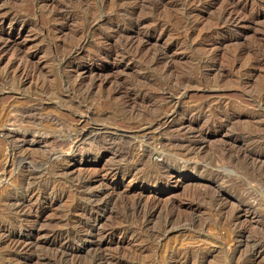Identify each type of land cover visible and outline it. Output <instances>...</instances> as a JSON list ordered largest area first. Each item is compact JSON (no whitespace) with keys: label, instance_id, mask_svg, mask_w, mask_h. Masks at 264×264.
Instances as JSON below:
<instances>
[{"label":"rangeland","instance_id":"374dc122","mask_svg":"<svg viewBox=\"0 0 264 264\" xmlns=\"http://www.w3.org/2000/svg\"><path fill=\"white\" fill-rule=\"evenodd\" d=\"M0 264H264V0H0Z\"/></svg>","mask_w":264,"mask_h":264},{"label":"bare ground","instance_id":"6f19581e","mask_svg":"<svg viewBox=\"0 0 264 264\" xmlns=\"http://www.w3.org/2000/svg\"><path fill=\"white\" fill-rule=\"evenodd\" d=\"M12 109V108H11ZM176 110V109H175ZM173 111V110H172ZM173 114V113H172ZM171 114V115H172ZM172 117V116H171ZM169 119V115H167V116H165L164 117V119H163V121H161V126L160 127H169V126H171V124H170V121L168 120ZM21 121V120H20ZM13 123V122H12ZM17 123V122H16ZM153 125V124H152ZM115 133V132H114ZM118 133V132H117ZM170 164V163H169ZM214 176H215V178L216 179H222V178H224V174L223 173H221V172H215L214 173ZM21 202V204L20 205H23V203H24V201H20ZM222 211V210H221ZM149 213H152V210H149ZM148 215V214H147ZM23 218V217H22ZM69 233V232H68ZM62 236L63 235V233L62 232H56V233H54V235H53V237H52V239L53 240H56V237H58V236ZM10 240H13L14 241V245L16 246V247H19V246H22V248H24L25 249V252H26V250L28 251L29 249H31V243L29 242V240H27V239H21V238H18V237H8ZM53 242V241H52ZM12 244V243H11ZM24 252V251H23ZM22 252V253H23ZM30 253V252H29ZM172 260V259H171ZM105 262V261H104Z\"/></svg>","mask_w":264,"mask_h":264}]
</instances>
